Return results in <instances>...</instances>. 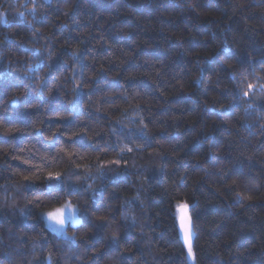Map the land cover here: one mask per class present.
<instances>
[{"label":"trees","instance_id":"obj_1","mask_svg":"<svg viewBox=\"0 0 264 264\" xmlns=\"http://www.w3.org/2000/svg\"><path fill=\"white\" fill-rule=\"evenodd\" d=\"M189 249L264 264V0H0V264Z\"/></svg>","mask_w":264,"mask_h":264},{"label":"rangeland","instance_id":"obj_2","mask_svg":"<svg viewBox=\"0 0 264 264\" xmlns=\"http://www.w3.org/2000/svg\"><path fill=\"white\" fill-rule=\"evenodd\" d=\"M73 106L75 105L73 104ZM41 217L50 230L63 236H68L66 231L68 224L76 225L80 221L76 206L70 201H65L56 208L42 211ZM187 257L189 264H197L191 249L187 250Z\"/></svg>","mask_w":264,"mask_h":264},{"label":"water","instance_id":"obj_3","mask_svg":"<svg viewBox=\"0 0 264 264\" xmlns=\"http://www.w3.org/2000/svg\"><path fill=\"white\" fill-rule=\"evenodd\" d=\"M179 232L182 241L186 248L192 245L193 231L191 228V219L188 213V208L185 205L179 206L178 216Z\"/></svg>","mask_w":264,"mask_h":264}]
</instances>
